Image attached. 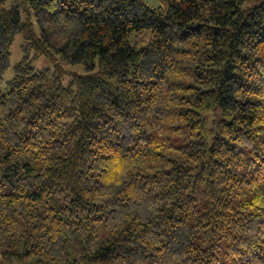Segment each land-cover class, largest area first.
Returning a JSON list of instances; mask_svg holds the SVG:
<instances>
[{"label": "trees", "instance_id": "trees-1", "mask_svg": "<svg viewBox=\"0 0 264 264\" xmlns=\"http://www.w3.org/2000/svg\"><path fill=\"white\" fill-rule=\"evenodd\" d=\"M8 1L0 264H264V0Z\"/></svg>", "mask_w": 264, "mask_h": 264}, {"label": "rangeland", "instance_id": "rangeland-1", "mask_svg": "<svg viewBox=\"0 0 264 264\" xmlns=\"http://www.w3.org/2000/svg\"><path fill=\"white\" fill-rule=\"evenodd\" d=\"M143 1L151 7H158L160 5V0H143ZM261 1L262 0H245V2L243 4V8L253 7L255 5H258ZM11 5H12V2L9 0L5 6H11ZM30 16H31L32 22H34V24H35L36 33L40 34V27L36 21L35 15H34L32 10H31ZM22 17L24 20H26L29 17V15H28V13L23 11ZM27 35H28L27 27L22 28L17 33L15 39L13 40V43L10 46V52H11L10 65L7 68V70L5 71V73L3 74V82H2L3 88H4L5 84L13 78V76L15 74L16 65L23 59V57L25 55V42H26ZM135 36L136 35H133L132 39H134ZM149 36H150V32H149V30H147L145 32V35L140 36L138 39L140 42H143V41L147 40L149 38ZM32 66L36 70H43V69H52L53 70L54 69L53 61L45 55H41V56H38L36 58H33L32 59ZM66 68L68 70L78 71L81 74L86 73V71L84 70L82 65H73V64L67 63ZM69 80H70V76H67V78H65L64 84L65 85L68 84ZM205 116L210 118V119H214L216 116V112H206ZM210 121H212V120H210Z\"/></svg>", "mask_w": 264, "mask_h": 264}]
</instances>
